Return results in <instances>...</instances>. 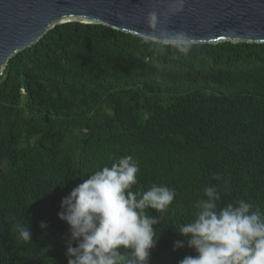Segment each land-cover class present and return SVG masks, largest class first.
I'll return each instance as SVG.
<instances>
[{
	"label": "trees",
	"instance_id": "trees-1",
	"mask_svg": "<svg viewBox=\"0 0 264 264\" xmlns=\"http://www.w3.org/2000/svg\"><path fill=\"white\" fill-rule=\"evenodd\" d=\"M102 24L56 25L0 75V264H67L57 213L83 179L115 159L139 163L138 184L174 188L150 264L197 253L175 227L206 186L219 206L264 212V43L194 44L184 56ZM41 221L47 228H41ZM23 241L17 224H27Z\"/></svg>",
	"mask_w": 264,
	"mask_h": 264
},
{
	"label": "clouds",
	"instance_id": "clouds-1",
	"mask_svg": "<svg viewBox=\"0 0 264 264\" xmlns=\"http://www.w3.org/2000/svg\"><path fill=\"white\" fill-rule=\"evenodd\" d=\"M182 0L173 11L182 10ZM146 23L155 29L156 11L148 13ZM140 42L149 47L172 49L184 56L194 47L193 39L183 31L157 36L145 32ZM139 163L131 155L115 159L83 179L62 198L58 217L69 225L66 241L67 264H150L156 247V225L160 221L148 209L165 211L174 201L176 191L167 185L152 184L146 191H133L138 184ZM193 219L178 224L173 251L185 245L197 255L185 256L179 264H264V212L243 199L219 206L217 186H206ZM40 227L47 224L41 221ZM23 241H31L27 224H17Z\"/></svg>",
	"mask_w": 264,
	"mask_h": 264
},
{
	"label": "water",
	"instance_id": "water-1",
	"mask_svg": "<svg viewBox=\"0 0 264 264\" xmlns=\"http://www.w3.org/2000/svg\"><path fill=\"white\" fill-rule=\"evenodd\" d=\"M0 0V75L56 25L102 24L143 37L183 31L194 44L264 43V0ZM156 11L157 27L146 23Z\"/></svg>",
	"mask_w": 264,
	"mask_h": 264
}]
</instances>
